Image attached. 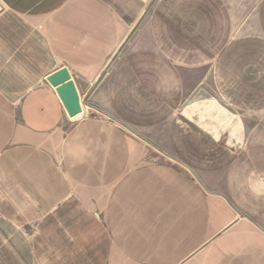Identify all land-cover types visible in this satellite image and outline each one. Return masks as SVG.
<instances>
[{
	"label": "crops",
	"instance_id": "1",
	"mask_svg": "<svg viewBox=\"0 0 264 264\" xmlns=\"http://www.w3.org/2000/svg\"><path fill=\"white\" fill-rule=\"evenodd\" d=\"M0 264H264V0H0Z\"/></svg>",
	"mask_w": 264,
	"mask_h": 264
},
{
	"label": "water",
	"instance_id": "2",
	"mask_svg": "<svg viewBox=\"0 0 264 264\" xmlns=\"http://www.w3.org/2000/svg\"><path fill=\"white\" fill-rule=\"evenodd\" d=\"M47 80L56 88L69 116L80 115L83 110L81 96L70 69L62 66L50 74Z\"/></svg>",
	"mask_w": 264,
	"mask_h": 264
},
{
	"label": "rangeland",
	"instance_id": "3",
	"mask_svg": "<svg viewBox=\"0 0 264 264\" xmlns=\"http://www.w3.org/2000/svg\"><path fill=\"white\" fill-rule=\"evenodd\" d=\"M155 0H149V8L152 7Z\"/></svg>",
	"mask_w": 264,
	"mask_h": 264
}]
</instances>
